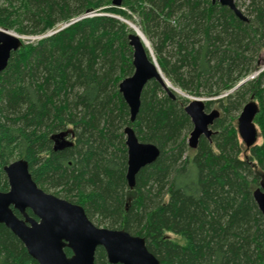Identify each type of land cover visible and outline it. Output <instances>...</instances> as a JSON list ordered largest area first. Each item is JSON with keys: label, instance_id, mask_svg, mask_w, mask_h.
Listing matches in <instances>:
<instances>
[{"label": "trees", "instance_id": "obj_1", "mask_svg": "<svg viewBox=\"0 0 264 264\" xmlns=\"http://www.w3.org/2000/svg\"><path fill=\"white\" fill-rule=\"evenodd\" d=\"M111 1L0 0V29L39 37L22 41L0 72V192L4 166L23 159L37 187L61 189L89 220L143 238L159 264H264V218L253 199L255 171L264 174V0H234L247 22L211 0ZM134 15L165 79L219 112L210 140L200 137L195 149L189 101L155 81L129 120L118 84L133 72L124 21ZM251 98L261 143L246 149L233 114ZM127 126L159 150L132 190ZM0 264H37L1 224ZM94 264H108L101 248Z\"/></svg>", "mask_w": 264, "mask_h": 264}, {"label": "water", "instance_id": "obj_2", "mask_svg": "<svg viewBox=\"0 0 264 264\" xmlns=\"http://www.w3.org/2000/svg\"><path fill=\"white\" fill-rule=\"evenodd\" d=\"M122 1L112 0L111 5L119 8ZM211 2L227 7L240 21H248L235 6L234 0ZM124 22L128 25L127 21ZM131 30L127 41L132 52L133 72L118 84V91L128 108L129 120L132 123L139 110L141 92L148 82H157L171 99L175 98L174 93L177 92L176 89L168 87L170 84L144 43V36L140 33L143 36L141 38L136 30ZM26 38L0 29V72L6 67L11 53L15 52ZM258 72L239 82L230 92L237 90ZM205 101L208 100L191 98L184 108L192 124L187 139L191 149L197 147L200 137L210 140L213 134L210 127L219 117L217 110L205 111ZM258 110L256 102L251 98L243 105L237 118V133L246 149L252 147L258 138L253 122ZM123 133L127 155L125 180L127 187L132 190L138 172L157 159L159 150L152 144L140 143L131 127H125ZM59 137L63 138L64 135L57 138ZM3 172L8 190L0 192V224L23 244L27 254L37 264H94V255L98 248L104 251L108 264H159L146 248L143 238L130 235L124 230L98 228L87 218L81 206L37 187L31 178L27 162L23 159L4 166ZM253 199L264 218L263 183L254 191ZM27 210L31 211L34 218L27 215ZM13 211L18 212L21 219ZM65 249L70 251V256L65 254Z\"/></svg>", "mask_w": 264, "mask_h": 264}, {"label": "rangeland", "instance_id": "obj_3", "mask_svg": "<svg viewBox=\"0 0 264 264\" xmlns=\"http://www.w3.org/2000/svg\"><path fill=\"white\" fill-rule=\"evenodd\" d=\"M241 9V8H240ZM125 10H127V8L125 7ZM242 11H243V9H241ZM129 23V28L131 29V28H133L134 30H138L141 34L143 33L142 31H141V26H140V19H139V17H138V15H134L133 16V20L130 22H128ZM130 23H131V25H130ZM10 32H12V31H10ZM12 33H14V32H12ZM130 33H132V31L130 32ZM15 34V33H14ZM17 35V34H16ZM143 36H144V34H142ZM19 36V35H18ZM21 37H23V36H21ZM25 37V36H24ZM144 38H145V36H144ZM39 39V37H27L26 39H23V41H25V42H35L36 40H38ZM145 40H147L146 38H145ZM147 42H148V46H149V50H150V52H151V55H152V57L155 59V57H154V54H153V50H152V48H151V43L147 40ZM261 61H262V63L264 64V54H262V56H261ZM264 66V65H263ZM262 70V69H261ZM170 84V83H169ZM171 85V87L172 88H174V89H176V90H179L180 91V89L179 88H177L176 86H174V85H172V84H170ZM181 92V93H180ZM180 92H178V93H174L175 94V96L176 97H181L182 99H186V100H188V101H190V99L191 98H194V97H192V96H188V95H186L185 93H183L182 91H180ZM229 93H232V92H229ZM229 93H227V94H229ZM247 100H248V97H247ZM212 109H214V108H211V109H209L208 111H210V110H212ZM241 111V110H240ZM240 111L239 112H237V113H235V114H233L234 115V117H235V119H236V123H237V118H238V116H239V114H240ZM69 130H71L70 129V127H69ZM189 137V136H188ZM124 138H125V136H124ZM67 140L69 141V139L67 138ZM261 143V140L259 139L258 141H257V144H260ZM247 152H243L242 153V156L244 155V154H246ZM127 156V155H126ZM255 172H257V174H259V176H261L260 178V183H263L264 184V178H262V172L259 170V169H256V171ZM47 193H49V194H53V195H55L56 197H58V198H61V199H65L64 198V192L61 190V189H50L49 190V192H47ZM90 221H91V223L93 224V225H95L96 227H98V228H106V226H105V224L104 223H100L101 221L99 220V218H97V217H95V216H93V218L92 219H90ZM165 236L167 237V238H169V239H172V240H174V241H177V242H180V243H183V240L182 239H179V237H175L174 235H172V234H169V233H166L165 234Z\"/></svg>", "mask_w": 264, "mask_h": 264}, {"label": "flooded vegetation", "instance_id": "obj_4", "mask_svg": "<svg viewBox=\"0 0 264 264\" xmlns=\"http://www.w3.org/2000/svg\"><path fill=\"white\" fill-rule=\"evenodd\" d=\"M210 111H211V110H210ZM206 112H209V111H206ZM13 212H14V214H15L18 218L21 219V216L19 215L18 212H16V211H13ZM26 213H27V215H28L29 217L34 218L30 210H27Z\"/></svg>", "mask_w": 264, "mask_h": 264}, {"label": "bare ground", "instance_id": "obj_5", "mask_svg": "<svg viewBox=\"0 0 264 264\" xmlns=\"http://www.w3.org/2000/svg\"><path fill=\"white\" fill-rule=\"evenodd\" d=\"M130 25H131V23H130ZM128 26H129V23H128ZM132 26V25H131ZM131 29H133V28H131ZM134 30V29H133ZM137 32H138V34H139V36L141 37V38H143V36L140 34V32L138 31V30H136ZM143 40H144V43L145 44H147V46H148V42H146L147 40H145L144 38H143ZM148 49H149V46H148ZM168 85V84H167ZM168 87L169 88H171V86L170 85H168ZM176 92L178 93V92H180L179 90H176ZM181 93V92H180Z\"/></svg>", "mask_w": 264, "mask_h": 264}]
</instances>
